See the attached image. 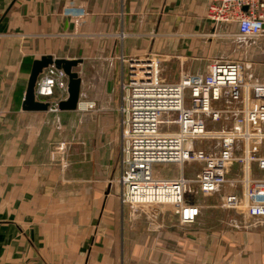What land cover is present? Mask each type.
Segmentation results:
<instances>
[{"label": "crops", "instance_id": "0c3cea01", "mask_svg": "<svg viewBox=\"0 0 264 264\" xmlns=\"http://www.w3.org/2000/svg\"><path fill=\"white\" fill-rule=\"evenodd\" d=\"M75 2L85 7L79 9L85 17L76 36L127 38L121 55L159 54L165 80L193 68L188 58L202 52L205 26L210 32L220 26L205 17L208 0H0V264H264V218L249 217L243 209L220 204L210 214L223 215L206 220L199 205L196 220L181 224L175 213L171 221L154 213L149 218L122 204L117 147L99 146L93 133L105 129L91 125L90 116L82 118L88 124L78 133L72 172L60 182L58 163L47 154L58 139L57 126H43L44 111H25L21 104L34 59L51 54L85 60L72 54L73 27L64 20L77 12L66 9ZM119 31L123 38L114 35ZM209 64L192 74H206ZM77 72L82 105L93 99L80 100L87 90ZM127 72L123 63L119 86ZM62 128L74 133L73 127ZM230 188L221 201L240 192Z\"/></svg>", "mask_w": 264, "mask_h": 264}, {"label": "built area", "instance_id": "2783aa9c", "mask_svg": "<svg viewBox=\"0 0 264 264\" xmlns=\"http://www.w3.org/2000/svg\"><path fill=\"white\" fill-rule=\"evenodd\" d=\"M205 17L214 27H233V36L264 37V0H208ZM125 62L128 72L120 82L117 109L121 203L130 208L170 205L181 224H191L199 207L185 200L187 194L209 195L224 184L239 183L240 192L225 194L222 206L264 218V176H252L253 164L264 171V82L244 81L241 64L233 60H214L206 74L180 73L175 80L161 77L158 54ZM67 82L62 69L49 65L36 79L34 96L49 102L48 110H58L59 100L50 98L57 93L66 96ZM94 107L93 101L78 103L79 109ZM226 116L229 125L208 127L223 123ZM163 124L176 129L161 130ZM208 141L213 142L210 149L197 146ZM158 163L176 164L181 172L177 177L155 175L153 166ZM186 163L199 164L191 177L183 175ZM234 165L241 173L238 179L227 177Z\"/></svg>", "mask_w": 264, "mask_h": 264}, {"label": "rangeland", "instance_id": "374dc122", "mask_svg": "<svg viewBox=\"0 0 264 264\" xmlns=\"http://www.w3.org/2000/svg\"><path fill=\"white\" fill-rule=\"evenodd\" d=\"M85 9L81 3H70L67 5L66 9L68 13L74 12L77 9L75 14H79L80 18L78 20L71 19V17L66 16L64 20L69 22L73 27V35L75 38L73 39L72 45H70V49H74L72 54L76 57H83L85 60H82L74 70L80 71V75L84 78L82 82V89H86L87 92L81 94V101H88L89 97H92L95 107L91 110H83L78 107L75 110L71 111H61V110H47L44 111L42 117L43 126L53 125L57 126V141L54 142V148H49L47 154L52 158V160H56L59 167L60 174V182L62 180V175L67 173V170H71V161L77 157V148L75 146V142L78 141V133L82 135L84 132L82 131V125L88 124V122H83V116H90V124L93 123L97 125L104 126V132H94V136L98 138V140L102 141L101 145L106 149L111 151V148L117 147V165L118 169L120 166V156H121V134L119 128V115L117 112V107L120 100V86H119V78L122 69V64L127 63L125 61L132 60L140 57H145V54L140 56H133L129 52L127 53L129 56H124L126 59L122 61V55L120 48L125 46L126 42L129 39L125 38L123 42L115 39L114 37H97L90 39H81L78 36V30L82 27L85 17V14L79 9ZM80 12V13H79ZM84 16V17H83ZM226 25V24H225ZM224 24L220 25L214 31L210 32L208 28L209 25H206L204 28V36L202 37V52L196 53V58H188V64L192 65L193 68H186L183 71L179 70L178 74L173 78H177L180 73H194L195 72H205L207 69V65L214 60H233L237 61L242 66V78L246 82H264V37H260L257 39H246L241 37H236L232 35L233 27ZM125 33L119 31L114 35H119ZM123 36V37H124ZM119 38H123L118 36ZM80 42H79V41ZM87 48V52L84 51ZM159 55V54H158ZM160 62H162V57L159 55ZM191 60V61H190ZM194 60V63L192 61ZM30 62V61H29ZM28 62V64H29ZM85 62V64H83ZM123 62V63H122ZM111 63V64H110ZM128 64V63H127ZM160 67V63H159ZM109 69V71H108ZM112 69V70H111ZM79 75V74H78ZM168 80V79H167ZM58 94V93H57ZM56 94V95H57ZM55 95V96H56ZM67 96V94H66ZM98 98V99H95ZM100 98V99H99ZM85 102V101H84ZM223 107V105H221ZM230 118L224 117L223 123H209V128H218L222 124L227 126L230 124ZM73 127L74 133L72 130L67 128H62V126ZM79 126V128H78ZM161 130L168 129H176V126H167L165 124L161 125ZM89 127L85 129V134H89ZM98 130V128H97ZM102 130V129H101ZM93 131V130H92ZM92 133V132H91ZM90 141H93L91 138ZM63 144V148L59 149L58 146ZM213 145V142H207V144H198L199 147H206V149H210L209 146ZM264 146V142L262 144ZM154 174L162 177H177L181 172V169L176 164L171 163H158L153 166ZM199 169V164L196 163H186L183 166V174L185 177H191L193 173H195ZM254 164L252 165V176L253 177H262L264 176V171H260L257 169V174L254 175ZM77 170L75 169V172ZM230 175L227 177H234V179H238L241 176L240 171L237 169V166L234 165ZM116 174L113 176L115 177ZM110 181V180H109ZM119 184V183H118ZM228 185V184H227ZM229 186V185H228ZM235 190L240 189L239 183H235ZM121 186L119 184V190ZM228 189H231L230 186ZM227 187H221L216 193L211 195H202L200 193L196 194H187L185 200L202 206V210L205 212L203 214V218L206 220L219 218L223 214L217 212L218 214L211 215V210H220V202L221 197L225 191L228 190ZM152 205H144L137 206L134 211H140V213H145L152 218V213H154L156 218H162L167 221L176 220L174 217L173 208L169 205H154L153 208H163L159 212L156 213L155 209H151ZM159 206V207H158ZM151 209V210H150ZM143 210V211H142ZM221 214V215H220ZM153 217V218H155ZM174 217V218H173Z\"/></svg>", "mask_w": 264, "mask_h": 264}, {"label": "water", "instance_id": "95a60500", "mask_svg": "<svg viewBox=\"0 0 264 264\" xmlns=\"http://www.w3.org/2000/svg\"><path fill=\"white\" fill-rule=\"evenodd\" d=\"M82 62L81 58L54 57L51 54H43L32 61L29 71L25 93L22 99L21 108L25 111H47L49 102L37 100L34 96V85L41 71L54 65L62 69L67 75V96L57 102V109L61 111H71L78 107L80 93V77L74 68Z\"/></svg>", "mask_w": 264, "mask_h": 264}]
</instances>
